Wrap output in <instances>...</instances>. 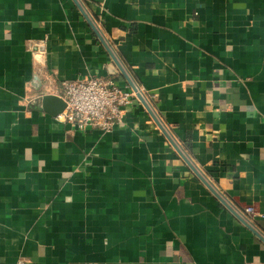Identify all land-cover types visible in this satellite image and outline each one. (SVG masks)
I'll return each mask as SVG.
<instances>
[{
    "label": "crops",
    "instance_id": "crops-1",
    "mask_svg": "<svg viewBox=\"0 0 264 264\" xmlns=\"http://www.w3.org/2000/svg\"><path fill=\"white\" fill-rule=\"evenodd\" d=\"M100 36L233 210L142 102L106 134L43 107L64 81L131 89ZM248 204L264 212V0H0V264H264Z\"/></svg>",
    "mask_w": 264,
    "mask_h": 264
},
{
    "label": "built area",
    "instance_id": "built-area-1",
    "mask_svg": "<svg viewBox=\"0 0 264 264\" xmlns=\"http://www.w3.org/2000/svg\"><path fill=\"white\" fill-rule=\"evenodd\" d=\"M62 98L66 108L58 119L70 130L87 132L98 128L105 134L125 121L126 109L138 100L132 89L119 85L111 75L64 81ZM244 212L251 222L264 220V212L253 204L245 206Z\"/></svg>",
    "mask_w": 264,
    "mask_h": 264
},
{
    "label": "water",
    "instance_id": "water-1",
    "mask_svg": "<svg viewBox=\"0 0 264 264\" xmlns=\"http://www.w3.org/2000/svg\"><path fill=\"white\" fill-rule=\"evenodd\" d=\"M103 44L108 48L109 52L111 53L114 61L116 62V64L118 65V67L120 68L121 72L123 73L124 77L126 78L128 84L131 86V89L136 93L137 98L140 102H142L145 107L147 108V111H149V113L151 114V116L154 118V120L157 122V124L159 125V127L161 128V130L164 132V134L167 136V138L170 140V142L173 144V146L175 147V149L181 154V156L185 159V161L189 164V166L194 170V172L196 174L199 175V177L205 182V184H207V186L210 188V190L228 207H231L230 204L228 203L226 196L222 195L217 189H215L208 181H206V179L204 178V176L201 175V173L199 172V170L195 167V165L186 157V155L184 154L183 150L179 147V145L175 142V140L171 137V135L169 134V132L167 131L166 127L164 126V124L162 123V121L159 119L158 115L155 113V111L153 110V108L150 106V104L148 103L145 95L140 91V88L133 82V80L131 79L130 75L127 73V71L125 70V68L122 66L121 62L117 59L116 55L114 54V52L109 48V46L106 44V42L104 41V39L100 36ZM35 80V84L36 86L34 87V90L42 93L43 91V80L39 77L36 76L34 78ZM42 103H43V107L50 112L51 114H53L54 116H58L59 114H61L65 108H66V103L64 101V99L61 96L55 95V94H43L42 98ZM52 104H56V108L55 110L51 111V105ZM231 209L233 210V208L231 207ZM236 212V211H235ZM248 219V218H247ZM249 221V220H248ZM251 222V221H249ZM248 227L252 230L253 233H255L261 240L264 241V236L262 234H260L252 225L251 223L247 224Z\"/></svg>",
    "mask_w": 264,
    "mask_h": 264
},
{
    "label": "trees",
    "instance_id": "trees-1",
    "mask_svg": "<svg viewBox=\"0 0 264 264\" xmlns=\"http://www.w3.org/2000/svg\"><path fill=\"white\" fill-rule=\"evenodd\" d=\"M134 79H135V78H134ZM135 82H136L137 84H139L136 80H135ZM147 98L150 100V97H149V96H147ZM150 101H151V105H152L153 107H155L153 101H152V100H150Z\"/></svg>",
    "mask_w": 264,
    "mask_h": 264
}]
</instances>
